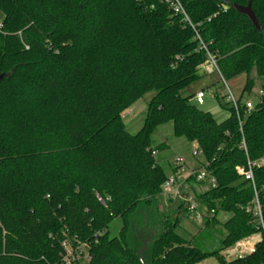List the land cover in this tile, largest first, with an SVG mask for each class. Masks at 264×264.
Instances as JSON below:
<instances>
[{"label":"trees","instance_id":"obj_1","mask_svg":"<svg viewBox=\"0 0 264 264\" xmlns=\"http://www.w3.org/2000/svg\"><path fill=\"white\" fill-rule=\"evenodd\" d=\"M172 1L0 0V264H63L62 242L73 237L87 244L88 264H141L145 241L146 264L210 255L263 264L261 225L247 207L257 194L264 220V164L253 170L255 187L241 170L264 158V0H179L194 28ZM250 1L259 28L237 10ZM209 54L225 80L246 75L242 120L233 106L217 121L194 103L189 90L208 74ZM257 86L247 112L242 97ZM150 92L132 134L123 114ZM169 122L216 178L194 194L213 214L190 238L161 208L169 176L155 152L166 146L151 138ZM220 211L232 215L222 222ZM259 231L252 252L223 255Z\"/></svg>","mask_w":264,"mask_h":264},{"label":"rangeland","instance_id":"obj_2","mask_svg":"<svg viewBox=\"0 0 264 264\" xmlns=\"http://www.w3.org/2000/svg\"><path fill=\"white\" fill-rule=\"evenodd\" d=\"M1 16L2 13H0V17ZM204 70L206 72L208 71V74L202 77L195 84H193L190 87L189 91L204 89V91L206 92L204 103L197 104V102L193 100L194 103L197 104V106H199L203 110L212 113V115L217 121H223L229 117V108L232 106V103L229 102L227 86L231 89L234 96L236 98H239L243 92V88L246 81V75H241L233 80L227 81L223 80V78L213 67L205 68ZM260 89L261 88L257 86L251 92L244 93L242 101H251L255 104L259 100V97L261 95ZM154 95L155 92L147 93L144 97L139 99L136 103H134L129 109L124 112L123 120L125 123V127L130 133L136 134L143 126V123L146 118L148 103ZM151 140L153 148H156L161 143H165L166 148L160 151H156L155 157L157 161L163 166L168 176L176 174L182 175L184 177L188 175V171L191 168L200 169L202 168V163L205 162V159L202 155L193 156V151L198 149L196 143H190L184 138L177 137L174 135L172 122L166 123L154 130V132L152 133ZM178 157H183L185 159L187 169L184 171V173L176 172V159ZM210 187L211 185L208 183V181L202 184V182L189 180L187 181L186 185H184L183 194L185 195L189 193L193 195L195 194V192H200ZM168 197L169 196L167 194H162L161 208L172 218L178 217L180 219L181 226L179 228V232L188 238L203 229L204 217H199V214H206L209 216L212 215L206 210V208L201 203H199L196 213H190L186 210V208L179 209V200H170ZM231 215L232 214L229 212L220 211L217 214V217L223 222L228 220ZM121 226V218L117 217L116 219H114L109 225L110 236H118ZM261 236V232L259 231L248 237L242 238L231 247H228L223 250L222 253L226 258L232 259L238 254L247 252L259 239H261ZM139 249H142L141 245ZM142 254V257L145 262L150 261L149 252H144ZM197 264H218V260L215 255H210L204 260L198 262Z\"/></svg>","mask_w":264,"mask_h":264},{"label":"built area","instance_id":"obj_3","mask_svg":"<svg viewBox=\"0 0 264 264\" xmlns=\"http://www.w3.org/2000/svg\"><path fill=\"white\" fill-rule=\"evenodd\" d=\"M172 5L175 8V11L178 13H182L185 16L184 20L188 22L194 28V24L192 23V20L186 13L185 8L181 4V2L179 0H173ZM1 27H2V23L0 21V28ZM196 37L200 40V35L198 34V32H196ZM202 48H205L204 44H202ZM203 67L204 68L213 67L214 69H216L218 74L223 78L218 68L217 62L212 55L209 54V58L205 62ZM223 80L225 79L223 78ZM227 90H228L229 102H231L232 106L235 108L238 118L242 120L241 114H240L239 98H236L234 96V94L232 93L231 89L228 86H227ZM261 92L262 91H260V93ZM205 96H206V92L204 91V89H199L196 91L194 99L198 104H203ZM245 104H246L247 112H250L255 106V104L251 101H246ZM201 154H202V151L199 149L193 151V156H199ZM263 164H264V158H261L255 162H251L249 160L247 170H241V173L244 174L247 180L251 181L254 187H255V181H254V171L253 170L257 165H263ZM186 169H187V166H186L185 159L183 157H178L176 159V172L184 173ZM190 176H193L199 182L208 181L211 187L216 185V178L213 175H211L207 170H205L204 168H201V169L191 168L188 171V175L184 177L182 175H176V174L169 176V178L164 184V192L169 197H171L173 200L181 199V202L184 203V206L187 211H189L190 213H196L200 202L195 198L194 194L193 195L189 193L185 195L183 194L184 185H186L187 179ZM99 199L103 201L101 197H99ZM247 210L250 212H253L257 216L259 223L261 225V231H262V235L264 238V220H263V215H262V206H261V203H260V200L257 194H256V198L253 204L248 206ZM211 214H213V211L211 212ZM198 216L202 217L204 215L199 214ZM62 246L64 248V253L62 256L63 264H88L89 263L88 246L86 243L81 242L77 237H73L72 240L71 239L64 240L62 242ZM253 250H254V247H251L247 252H252ZM263 264H264V261H263Z\"/></svg>","mask_w":264,"mask_h":264},{"label":"water","instance_id":"obj_4","mask_svg":"<svg viewBox=\"0 0 264 264\" xmlns=\"http://www.w3.org/2000/svg\"><path fill=\"white\" fill-rule=\"evenodd\" d=\"M237 10L240 13H243V14L247 15L250 18V20L252 21V23L257 28H259L258 21L256 20L255 14H254V12L252 10L251 1L249 2V4L247 6H239V7H237ZM145 247H146V241H145L144 247L138 252V256L140 258V263L141 264H146V262L144 261V259L142 257V253H143V250L145 249Z\"/></svg>","mask_w":264,"mask_h":264},{"label":"crops","instance_id":"obj_5","mask_svg":"<svg viewBox=\"0 0 264 264\" xmlns=\"http://www.w3.org/2000/svg\"><path fill=\"white\" fill-rule=\"evenodd\" d=\"M181 201V199L179 200V203L181 204L182 202H180ZM179 205V204H178Z\"/></svg>","mask_w":264,"mask_h":264}]
</instances>
